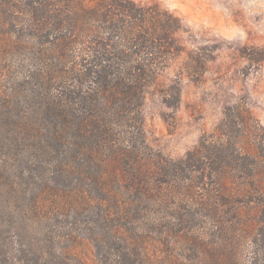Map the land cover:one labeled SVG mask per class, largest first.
<instances>
[{"label": "rangeland", "instance_id": "1", "mask_svg": "<svg viewBox=\"0 0 264 264\" xmlns=\"http://www.w3.org/2000/svg\"><path fill=\"white\" fill-rule=\"evenodd\" d=\"M132 1L156 5L181 25L178 52L145 94L147 145L178 161L206 138L235 141L260 164L264 193V0ZM95 3L72 4L82 10L75 35L85 44L96 38ZM75 47L64 69L57 52L0 21V257L25 249L50 250L63 264H255L264 203L244 198L251 181L207 178L195 190L198 178L163 174L162 185L143 193L146 204L136 205L134 190L128 195L105 180L104 190H93L94 176L55 180L46 113L56 89L77 84L66 74L79 68L83 45ZM210 185L219 191L207 192Z\"/></svg>", "mask_w": 264, "mask_h": 264}, {"label": "trees", "instance_id": "2", "mask_svg": "<svg viewBox=\"0 0 264 264\" xmlns=\"http://www.w3.org/2000/svg\"><path fill=\"white\" fill-rule=\"evenodd\" d=\"M93 1L96 38L85 44L75 35L82 10L73 9L72 4ZM0 21L7 32L57 52L54 59L64 69L71 48L83 45L79 68L68 67L66 73L77 84L67 91L60 86L49 97L46 119L50 120L51 140L55 143L52 147L57 182L66 185L67 176L84 173L96 178L93 190H104L105 185L99 182L105 180L128 195L134 190L135 204L144 205L143 193L162 185L163 174L175 178L187 173L182 178H198L201 183L195 190L204 189V179L217 181L234 176L238 186L243 180L251 181L243 188L244 198L264 203V193L257 190L260 164L237 142H207L206 138L178 161L154 153L146 143L142 129L145 94L165 68L164 62L178 52L176 34L181 25L176 17L156 5H140L132 0H0ZM85 83L87 91L80 88ZM67 137L76 141L65 142ZM93 164L96 169L85 168ZM154 180L159 182L155 184ZM205 189L214 193L217 187ZM100 195L105 198V193ZM131 204L134 203L127 202L128 209ZM261 225L253 251L255 264H264V217ZM49 238L53 243L52 236ZM62 262L63 257L50 250L43 253L21 249L11 257L7 253L0 257V264Z\"/></svg>", "mask_w": 264, "mask_h": 264}]
</instances>
